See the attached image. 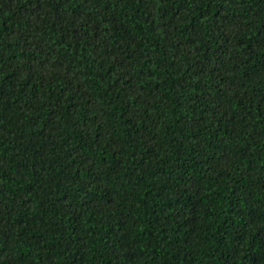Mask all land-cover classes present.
Here are the masks:
<instances>
[{
	"label": "trees",
	"instance_id": "1",
	"mask_svg": "<svg viewBox=\"0 0 264 264\" xmlns=\"http://www.w3.org/2000/svg\"><path fill=\"white\" fill-rule=\"evenodd\" d=\"M0 264H264V0H0Z\"/></svg>",
	"mask_w": 264,
	"mask_h": 264
}]
</instances>
